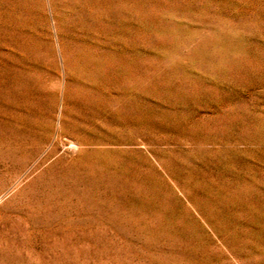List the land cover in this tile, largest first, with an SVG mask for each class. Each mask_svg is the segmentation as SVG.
<instances>
[{
    "label": "rangeland",
    "instance_id": "374dc122",
    "mask_svg": "<svg viewBox=\"0 0 264 264\" xmlns=\"http://www.w3.org/2000/svg\"><path fill=\"white\" fill-rule=\"evenodd\" d=\"M0 264H264V0H0Z\"/></svg>",
    "mask_w": 264,
    "mask_h": 264
}]
</instances>
